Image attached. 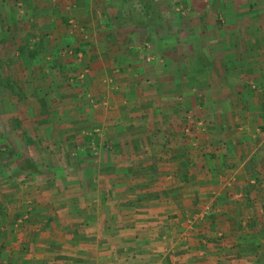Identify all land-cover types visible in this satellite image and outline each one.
Masks as SVG:
<instances>
[{
    "label": "crops",
    "instance_id": "1",
    "mask_svg": "<svg viewBox=\"0 0 264 264\" xmlns=\"http://www.w3.org/2000/svg\"><path fill=\"white\" fill-rule=\"evenodd\" d=\"M154 2L0 0V264H264V0Z\"/></svg>",
    "mask_w": 264,
    "mask_h": 264
},
{
    "label": "trees",
    "instance_id": "2",
    "mask_svg": "<svg viewBox=\"0 0 264 264\" xmlns=\"http://www.w3.org/2000/svg\"><path fill=\"white\" fill-rule=\"evenodd\" d=\"M132 22L138 26L154 25L158 10L154 0H130Z\"/></svg>",
    "mask_w": 264,
    "mask_h": 264
},
{
    "label": "rangeland",
    "instance_id": "3",
    "mask_svg": "<svg viewBox=\"0 0 264 264\" xmlns=\"http://www.w3.org/2000/svg\"><path fill=\"white\" fill-rule=\"evenodd\" d=\"M6 42L7 41H5L4 42V44H3V46H5V44H6ZM3 46H2V48H3ZM0 56H1V53H0ZM1 58V57H0ZM2 83V84H1ZM6 80H5V78H4V75H3V70L2 69H0V86L2 87V86H4V87H6ZM6 142H7V139L0 133V146H4V145H6ZM10 149V148H9ZM9 149H8V151H9ZM6 152V148H2V147H0V156L1 155H4V153ZM17 159V158H16ZM14 166H15V164H13ZM38 166L39 165H37V164H29V167H28V165H27V163L25 162V163H23L21 160L20 161H18L17 162V166H16V168H19V167H23V170L24 169H29L30 171L32 170H37V168H38ZM1 168H5V166H3L1 163H0V169Z\"/></svg>",
    "mask_w": 264,
    "mask_h": 264
}]
</instances>
